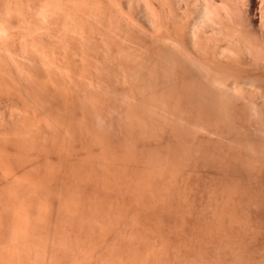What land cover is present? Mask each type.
Segmentation results:
<instances>
[{
  "label": "rangeland",
  "instance_id": "rangeland-1",
  "mask_svg": "<svg viewBox=\"0 0 264 264\" xmlns=\"http://www.w3.org/2000/svg\"><path fill=\"white\" fill-rule=\"evenodd\" d=\"M9 1L0 4V264H264V72L238 69L263 89L243 83L249 98L222 103L184 82L186 95L181 80L159 88L154 67L144 73L157 80L142 85L159 84L151 99L119 73L100 83L108 76L91 68L90 40L75 41L78 58L57 50V37L56 50L49 41L41 51L51 38L28 37V21L13 23L6 7L23 0Z\"/></svg>",
  "mask_w": 264,
  "mask_h": 264
},
{
  "label": "bare ground",
  "instance_id": "bare-ground-1",
  "mask_svg": "<svg viewBox=\"0 0 264 264\" xmlns=\"http://www.w3.org/2000/svg\"><path fill=\"white\" fill-rule=\"evenodd\" d=\"M4 1H9V0H4ZM20 1L21 0H18V2ZM27 1L28 2H26L25 0L21 1L22 2V3L20 2L21 4L19 3L17 4V2L15 1L17 4L16 8L14 6H11L12 4L7 5L6 7L10 6V8L8 7L9 8L8 13L10 15V18H9V15H8V18L11 19L13 23L14 22L18 23L22 19H24L23 21L27 20L28 21L27 23L24 22L25 24L28 25L26 29L24 28V30H26L25 32L28 34L27 36L28 37L31 36L32 40L35 39V42H37V44H40V46L43 45L42 48L45 47V45L49 44L48 43L49 41L52 42L53 37H57L58 39L56 38V41L60 43V46H59V43L57 42L58 48L57 47L55 48L57 50L61 49L60 51H63L65 55L68 54V52H70L68 56L74 55L75 53L74 50H76V47L75 49H73V44L75 43V41H77V43L78 41L81 42L79 43L80 45L84 41V43L87 45V43L89 42L88 40H90L91 45H87L86 49L87 48L89 49V46H91L90 47L91 57L89 58L91 59V64L93 63L94 64L90 65V63L88 62L86 63H88L91 66V68L93 67L97 69L99 72L102 71L104 72V74L108 76L107 77L108 80L103 79V76L98 77L99 79L95 78L96 81L98 79L100 83L102 84L104 83V85L106 84L105 86H108L107 81H109L110 79L115 77L117 73H119L118 76L116 77L118 80V83L119 81L120 82L123 81L121 83L128 82L126 83V85H128L129 83L131 84L133 83L132 86L134 84H137L139 86L141 85L140 88H142L144 85L146 84L148 85V81H151L150 80L151 76L154 77L153 74L152 75L149 74L151 75L149 78L147 76L148 73H146L147 75H145L144 71L147 72L148 70L150 72V70L152 69V71L154 72L153 68L156 67L157 69L155 70V72L162 70L164 72L163 74L164 76L162 77V80L160 81L161 77L157 80V77L159 74H156L157 72L155 73L156 74L155 80H157L155 82H158V83L161 82V84L159 85L158 83H154V80H153L152 81L154 83L153 84L154 86H153L151 85L152 82H149V86L151 90L153 87L157 88L158 85H159V88L160 86L167 87V85L169 86V83H170L169 80L170 81L174 80L173 82L177 81L176 83L178 85H176L173 82H171L170 84L172 85L175 84L174 90L176 91L178 90V88H175V87L179 86V84L181 85V83L178 82L179 80H181L183 81V83L186 82L187 84L188 83L194 84L192 86L198 85V87L200 88V91L196 87H195L196 88L195 90H198L200 93H197L198 91L195 92L194 89L190 88L191 90H194V91H191L192 94H194L193 97L199 94L205 100L215 97V99H217V100L214 99L215 101L222 100V98L220 99V97H227V98H223V100L226 101L225 99L229 100L230 98V101L232 100L233 102L234 99L237 100L236 97H238L239 99H242L243 96H245L243 99L250 97L249 96L250 91L246 92V93H249V95L245 94V91H246L245 88H252L251 90L253 92H254L253 89L255 88L256 90L260 87H262L263 89V86H264L263 84H260V86H258L259 84L257 82L260 83L259 79H258L259 81L257 82H255L256 78L252 80V77H253L252 75L254 74L253 72H251L253 73L252 75L251 73H249L250 76L252 77L250 76L247 77L248 80L245 78L246 75H243V74L245 72H247L248 74V72L251 70H253L254 72L255 71L264 72V0H27ZM3 3L5 4L6 2H3ZM3 3L1 2L0 4L4 6ZM12 7H14L15 9ZM2 8L4 10H0L1 13L2 11H5L7 9V8L5 9L4 7ZM10 10H13V11H10ZM3 16L4 15H2L1 17L0 24L2 23L1 21H2ZM4 18H7V17H4ZM4 21L5 20L3 19V22ZM6 22L7 21H5L4 24L7 26L8 23ZM13 25L18 26V24H13ZM3 26L2 27L0 26V29H1L0 31H3L4 29L7 34L8 32L7 28L5 27L3 28ZM12 29H14V27ZM18 31H20V29ZM11 33L12 32H10V34ZM14 34L15 33H13V35ZM2 35H3V32H2ZM37 36L41 38L50 37L51 40L47 39L48 40L47 42L45 40L46 44L45 42H42L44 44L41 45V43L38 42L39 40L36 41ZM8 37L6 36L5 38L8 39ZM20 40L22 41V39ZM6 41L4 42L6 43ZM13 41L14 40H12V42ZM41 41L42 40L40 39V42ZM86 41L88 42L86 43ZM23 42L27 43L26 40H24ZM51 42L49 46L53 44V49H54L55 41L54 43L53 42L51 43ZM5 43H2V44H5ZM14 44L16 45V43ZM57 44L55 45L57 46ZM85 44L82 45L83 49L85 48L83 47L85 46ZM88 44H90V42ZM23 46L25 48L31 47V46L28 47V45L27 47L26 45H23ZM35 46H33L34 49H35ZM38 46H36V49H39L37 48ZM48 47L46 46L45 50L44 48L43 49L41 48V51L44 50V53H48V50H47ZM17 48L20 49L21 46L20 48L19 47ZM25 48H23L24 49L23 51H25ZM32 49H29V50H32ZM8 50L9 49H7L6 51L5 49L4 51L6 52V54L7 53L10 54L8 55L9 57L11 56V54H13L14 56L16 54L17 60H18V57H19V60L20 58L21 59L25 58V56L24 58L23 56L22 57L18 56L19 54L17 55L15 50H14L15 53H10L11 49L9 50V52ZM20 51H22V48ZM39 52H40V49H39ZM50 52L53 53V51L51 50ZM36 54L38 55V52ZM77 54L76 56L74 55L73 58L74 57L78 58V56H80V54L78 56ZM83 54H81V58ZM13 55L11 57H13ZM87 55H89V53ZM44 56H47V55H44ZM53 56L54 54H52V57ZM56 58L57 57H55V59ZM26 59L27 58H25L24 61L29 62V60L28 59L26 60ZM36 59L37 58H35V60ZM40 59H43V58L40 57ZM55 59L53 57V60ZM84 59L86 60V58ZM56 60L58 61V59ZM20 61L22 62L23 60H20ZM63 61H62V64H63ZM74 61H77V59H74ZM88 61L90 62V60ZM30 62H31V59H30ZM40 62L42 65V61ZM55 62L53 61L54 64ZM83 62L85 61L83 60ZM94 65H97V66H94ZM22 66L24 65L22 64ZM29 66H30V63H29ZM40 67H44V66H40ZM47 68L49 67L47 66ZM65 68L69 69L70 71V67L68 68L65 67ZM85 68L83 70H85ZM43 69H46V67H44ZM238 69L242 70L241 71L242 73L245 71L243 74L241 72L238 74L239 76L242 77V80H244L245 78L244 81H241L240 80L241 78L238 75L235 76L238 73L237 72ZM178 71L185 73L184 75H181L182 78H179L177 74ZM65 74H66V71H65ZM32 76L34 75L32 74ZM60 77H62V75ZM250 78L251 80H249ZM263 78L264 77H261V79ZM72 79L74 78H71V80ZM163 80L167 82H164ZM162 81L164 82V84ZM166 83L168 84L165 85ZM195 83L197 84L195 85ZM243 83L249 86L245 87ZM254 83L258 85L256 86ZM262 83H264V81ZM187 84L184 83V85H182L183 88L186 85V87L184 88L185 90H187L185 91V94L186 92L189 91L188 90L189 88H187L189 84L188 85ZM172 85L170 86L173 87ZM171 87L170 89L173 90V88ZM140 88H138L137 90H139L138 92L141 95L142 92H140ZM143 88L144 89L146 88L145 92L150 90V89L147 90V87H143ZM165 89H167L168 91V87ZM151 90L148 94L151 93ZM153 90L156 91V89H153ZM153 90L152 92H154ZM125 92L126 94L127 93L132 94L130 93L132 92V90L130 92L126 90ZM194 92L197 94L195 95ZM263 92H264V89H263ZM158 93H160V91ZM155 94L157 93L152 94L153 97L151 99L156 98L154 97ZM160 94L163 95L162 91ZM142 95H145L144 91ZM161 95H160L161 99L158 97L160 99L159 101H162L165 98V97L163 98ZM189 95L191 96V94ZM132 96L133 95H131L130 97ZM166 96H169V95H167L166 93ZM180 96L182 97V95ZM253 96L251 95V98ZM193 97L192 99L191 98L190 99L194 100ZM201 97L199 99L203 100ZM142 99L143 97L141 96V99L139 100L142 101ZM144 99H146V97H144ZM223 100L220 102L223 103ZM210 101L207 100L206 102H210ZM230 101L228 102L226 101V103H230ZM214 103L211 102V104H214ZM217 106L219 105L217 104Z\"/></svg>",
  "mask_w": 264,
  "mask_h": 264
}]
</instances>
